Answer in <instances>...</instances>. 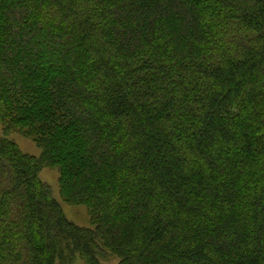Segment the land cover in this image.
Returning a JSON list of instances; mask_svg holds the SVG:
<instances>
[{
  "label": "trees",
  "instance_id": "trees-1",
  "mask_svg": "<svg viewBox=\"0 0 264 264\" xmlns=\"http://www.w3.org/2000/svg\"><path fill=\"white\" fill-rule=\"evenodd\" d=\"M0 123V264H264V0H0Z\"/></svg>",
  "mask_w": 264,
  "mask_h": 264
},
{
  "label": "rangeland",
  "instance_id": "rangeland-1",
  "mask_svg": "<svg viewBox=\"0 0 264 264\" xmlns=\"http://www.w3.org/2000/svg\"><path fill=\"white\" fill-rule=\"evenodd\" d=\"M0 138H6L11 141H14L20 148V150L27 155L39 157L41 154L40 148L36 143L29 137L19 133V132H10L5 134L4 126L0 123ZM40 179L51 186L54 191V195L61 204L65 215L75 224L81 227H91L90 223V214L87 207L79 204H72L64 200L59 185V173L57 168L49 166L44 168L40 172ZM118 260L112 259L110 262L105 264H117ZM77 264H83L80 260L77 261Z\"/></svg>",
  "mask_w": 264,
  "mask_h": 264
}]
</instances>
